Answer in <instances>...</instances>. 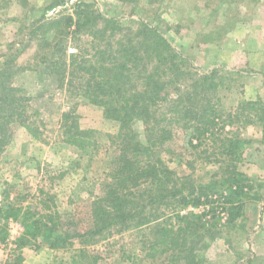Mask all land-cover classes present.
<instances>
[{
	"label": "trees",
	"instance_id": "obj_1",
	"mask_svg": "<svg viewBox=\"0 0 264 264\" xmlns=\"http://www.w3.org/2000/svg\"><path fill=\"white\" fill-rule=\"evenodd\" d=\"M11 1L26 2L0 0L1 8ZM91 6L79 2L71 13L67 9L52 17L43 13L23 28L28 43L34 46L33 69L56 76L60 87L66 85L67 92L102 108L104 118L118 125L116 134L109 137L114 148L110 169L100 194L90 203L91 225L84 226L81 218L72 224L80 229L74 236L89 247L115 235L139 234L150 260L168 255L170 263L204 264L210 242L218 234L215 225H208L217 216L216 200L222 199L226 224L232 225L244 213L249 180L239 172L237 163L249 140L232 129L236 122L242 126L255 123L246 116L241 118L244 105L256 118L264 111V103H240L237 113L225 114L215 79L220 71H233L222 67L199 70L140 18L133 38L150 40L139 54L135 42L124 39L123 19L108 17L97 8L89 9ZM115 37L121 40L116 49L111 43ZM76 38H84L86 47L75 44V51L69 53L68 44ZM22 53L7 56L0 65V154L12 141L13 125L30 122V98L15 84L22 71L17 64ZM74 106L62 113V125L66 142L81 151L95 142L87 130L79 129ZM135 122L143 126L139 138L132 130ZM181 136L192 153L196 152L186 162L189 173L183 175L171 170L157 154V148ZM194 158L213 165L214 174L207 182H196ZM191 208L203 211L196 213ZM45 218L42 211L29 206H0V243L8 238L7 222L18 221L23 227L17 245L21 249L29 238L40 235ZM215 219L217 223L219 219ZM57 240L60 243L64 238L59 235ZM78 254L82 260L92 255L84 248Z\"/></svg>",
	"mask_w": 264,
	"mask_h": 264
},
{
	"label": "rangeland",
	"instance_id": "obj_2",
	"mask_svg": "<svg viewBox=\"0 0 264 264\" xmlns=\"http://www.w3.org/2000/svg\"><path fill=\"white\" fill-rule=\"evenodd\" d=\"M79 2L108 17L122 18L124 39L133 40L139 54L150 39L133 38L140 26L138 18L160 31L199 70L222 67L233 71H220L215 79L219 82L220 109L233 114L240 103H264V43L260 39L257 45L254 39L255 26L264 24V0H26L25 5L11 1L0 6V65L7 56L23 52L17 59L22 71L15 84L29 96L31 108L28 127L14 124L12 141L0 154V206H29L46 216L40 235L29 238L21 249L17 245L22 225L7 222L8 238L0 243V264H174L168 255L148 259L139 234L115 235L89 247L74 236L80 229L72 224L81 218L84 226L91 225L90 203L100 194L110 169L114 148L109 137L116 134L118 125L106 120L102 108L86 102L82 95L67 92V80L60 87L56 76L33 69L34 46L28 43L23 28L43 13L47 17L63 9L71 13ZM118 41L116 37L111 40L115 49ZM75 44L85 48L87 43L76 38L68 44L69 53L75 51ZM73 106L79 129L87 130L95 142L81 151L66 142L62 125V113ZM243 107L241 118L255 121L245 126L236 122L232 129L249 140L237 163L239 172L249 180L244 213L232 225L226 224L222 199L216 200L217 216L208 225H215L218 234L210 242L204 264H264V111L254 118V111ZM132 130L139 138L143 126L135 122ZM186 141L181 136L157 148V154L179 175L189 173L186 162L196 153ZM193 160L196 182H207L214 174L213 165ZM59 235L64 238L60 243L55 241ZM81 248L89 250L91 258L82 260L78 254Z\"/></svg>",
	"mask_w": 264,
	"mask_h": 264
},
{
	"label": "crops",
	"instance_id": "obj_3",
	"mask_svg": "<svg viewBox=\"0 0 264 264\" xmlns=\"http://www.w3.org/2000/svg\"><path fill=\"white\" fill-rule=\"evenodd\" d=\"M254 30H257V35L254 37V39L256 40L257 45H260L261 42H259V40L261 39L262 43H264V24H262L261 26H255ZM263 35L260 37V35ZM263 37V38H262Z\"/></svg>",
	"mask_w": 264,
	"mask_h": 264
}]
</instances>
